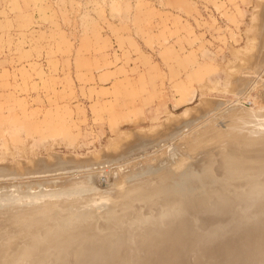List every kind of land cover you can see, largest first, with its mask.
<instances>
[{"label":"rangeland","instance_id":"1","mask_svg":"<svg viewBox=\"0 0 264 264\" xmlns=\"http://www.w3.org/2000/svg\"><path fill=\"white\" fill-rule=\"evenodd\" d=\"M255 6L256 0H0V163L51 152L86 156L121 130L155 129L197 107L187 118L194 126L182 123L175 133L154 137L111 170L59 167L34 170L37 177L5 171L0 191L18 194L30 185L39 193L87 179L109 194L161 168L193 175L206 156L225 147L264 149V85L258 81L264 64L237 91L229 74L250 45ZM201 97L228 102L211 107L213 114L194 106ZM237 103L259 109V116L244 110L223 117L228 107L239 110ZM199 112L210 124L199 122Z\"/></svg>","mask_w":264,"mask_h":264},{"label":"bare ground","instance_id":"2","mask_svg":"<svg viewBox=\"0 0 264 264\" xmlns=\"http://www.w3.org/2000/svg\"><path fill=\"white\" fill-rule=\"evenodd\" d=\"M254 16L255 18L252 22V27L248 32L250 45L245 51H243L242 54H238L240 57L238 59V63H236L234 66L232 64L230 67L231 71L229 74L232 85L231 88L234 91H237L240 87H243L244 84H246L248 75H250L252 72L256 73L259 68H261V71L264 68H262V65L264 64V0H256ZM258 79L257 80L260 81L262 85H264V79L263 77H261V75ZM260 83H258V85ZM256 84L257 83L254 82V86H256ZM204 98L205 97L202 98L201 103L197 102V104L199 103L200 105L194 104V106H204L209 108L211 111V107L213 108L214 105L219 106L218 108H220V106L223 107L222 105L228 102V99L224 101L223 99H217L215 97H211V99H208L207 97L206 99L208 100H203ZM237 104L239 106H236L240 107L239 110L235 107L232 108L226 106L230 108L226 109V111L231 110L232 108L231 112L229 111V113L225 114L226 111H224V115L222 113L218 114H221V116L223 115V117L225 118H227L225 115L229 114L230 117L231 115L234 116L236 113L237 114L235 116H243V114L240 113H243V111L245 110L244 115L247 114V111H251V113L249 112V114L254 113V116H259V109H256L255 107L248 108L242 106L239 103ZM192 107L193 106L187 108L182 114H176L175 116H172L171 118L167 119V122L165 120V125L161 123V126L156 127L155 129L150 127H143L121 130V134H119V137L112 139L110 144H108L104 148L96 151H91L89 155L87 154L86 156H80L76 153L60 154L57 152H51L48 156L45 157H37L35 155L34 157L33 155H31L32 157L28 159L26 157L27 160L15 159L14 161L16 162L12 161L13 163H7L8 161H4L5 163H0V174L1 172L3 174L5 171H9L11 174V170V175L14 174V170L18 171V175H20L19 172L24 170V172H26V170H30L31 172H33L34 170H42L41 172H43V170H45L48 173V171L57 170L59 167L80 166L88 168L91 171V174H93L92 171L98 169L100 170V167L110 168V165L118 166L123 162V160L121 162H118L119 159L127 157L130 152L137 150L139 147H143L145 145H148L149 143V145H151V141L152 139L154 140V137L159 136L161 138L165 136V133L167 134V132L168 134L169 132L173 131L175 133V131H177L179 127L181 128L182 123H187V126H189L190 124L189 127H191L193 125V122L195 121V118H192V120H194L193 122L190 121L191 118H187L191 113H193V111L197 109V107ZM218 108L216 109L218 110ZM203 112H201L202 115L204 114ZM206 112H208V115H210L209 110L205 109V113ZM201 114H196L194 117L198 115L197 117L201 119ZM213 114H215V112ZM249 114H247V116H249ZM208 118H206V121ZM199 119L197 118L196 122ZM212 119V121H215V119L217 120L218 118L216 117L215 119ZM202 120L204 121L203 118L201 119V121H199L201 122V124H203ZM211 120H209L208 122H210ZM208 124L210 123H206L203 125L207 126ZM163 126L164 129H162ZM195 127H192V132L196 130ZM200 127L201 125L199 126V128ZM191 131H189V133ZM195 132H198V128ZM184 162H186V160ZM164 163L166 165L165 161ZM160 164L162 165L163 163ZM167 164H169V162ZM178 164L179 163L177 162V165ZM156 165L157 164H155V166ZM161 165L159 168H161ZM165 165L163 167H165ZM145 169L148 170V168ZM155 169L158 168L155 167ZM53 172L55 173V171ZM82 172L86 173L87 171L82 170L80 174H82ZM129 173H127V175ZM137 173L141 174L139 171ZM137 173L135 174L139 175ZM146 173H148V171ZM2 174L0 175L1 179ZM36 174L37 173H35V175ZM41 174L43 175V173ZM71 174H74V170ZM46 176L45 178H47ZM58 176H60V174H58ZM124 176L126 177V175ZM92 177L94 178V176ZM92 177L89 176L90 179ZM7 181L5 182L9 183ZM19 181L18 183H20ZM119 181L118 185H121L119 184L121 183ZM77 182L63 185L60 188L54 190L51 188V191L39 193L38 191H34V187L36 186V188H39V185L37 187V185L34 184L32 190L34 191L33 193H31L29 190L30 185H28L29 187H27L28 192L19 191L20 193L18 194L20 195L16 196V201L12 203V205L9 206L8 209L15 207L17 208L9 213L10 216L6 222H2L3 224H0V236L8 234L16 236L17 239H21L24 236H28V238L25 242H17L13 244H3V242L0 241V264H110L111 261L109 259L112 257L122 255L124 258H131V250L133 245H135V238L139 235L147 234L151 235L152 239H155L157 241H163L165 239L171 238L175 246L179 247L178 251L175 249V252H177V257L181 256L180 253H192L194 256H196L197 254H202L204 252L208 254L210 252L209 249L213 248L217 244V241H219L220 237H222L224 233H228V235L226 236L230 240V244L226 243L224 246L228 248V252L233 251V249L241 251H244L243 249H248L251 252L262 251L264 253V178L247 180L240 183V185L243 186L242 189L239 190L241 193V204L230 211L229 221L227 222L226 226L221 228L219 231H190L187 229H183L181 227V224L177 222L179 220L174 221V219L177 217L176 215L166 213L158 205V203L154 201L148 203H146L145 201L144 204L139 205L132 204V201L137 199L143 200L148 195L156 192L157 187L155 185L148 186L143 181H131L133 183L129 182L127 184H131L129 186L121 185L118 194H116L115 196L122 197L123 199L120 203H125V206H120V203H118L117 206L120 207L117 209L115 205L116 200L113 194L114 192L116 193V190L111 188L112 190H114V192L110 194V192L112 191L110 189V192L108 194V190L106 192L104 189L97 187L96 184L91 183V180L90 182L87 179L82 182ZM6 183L3 184L7 188ZM10 183H13V181H10ZM45 187H47V189H50L48 188V186ZM2 191L3 190L0 191L1 194L3 192H14L13 189H10V191L9 189L5 190L6 192ZM17 191L18 190H16L15 192L17 193ZM2 199L4 200L5 198L3 197ZM106 201H110L108 203V209L113 219L108 225L109 230H99L100 225L97 223V216L99 217L101 212H96V208ZM5 208L4 210H2V213L6 212ZM175 222H177V224L173 227L172 223ZM164 253L167 252L164 251L160 254L162 258L146 261L145 264H173L174 261L173 259H169V256L168 258L163 257ZM169 253H172L171 250L169 251ZM187 256L190 255L187 254ZM119 262H121L122 264H135L132 260Z\"/></svg>","mask_w":264,"mask_h":264},{"label":"water","instance_id":"3","mask_svg":"<svg viewBox=\"0 0 264 264\" xmlns=\"http://www.w3.org/2000/svg\"><path fill=\"white\" fill-rule=\"evenodd\" d=\"M149 173L137 177L136 181H143L148 186L155 185L156 192L143 200H134L132 204L139 205L144 204L145 201L146 203L154 201L166 213L176 215L174 221L179 220L177 222L183 229L219 231L229 221L230 211L241 204L239 190L243 186L240 183L264 178V149L254 152L247 146L241 149L225 147L217 153L206 156L201 168L193 175L178 174L171 168ZM119 190L120 188L116 190L115 195ZM18 195L15 192L0 195V224L6 222L10 216L9 213L17 208L8 209L16 201ZM115 195L116 208L118 209L121 205L125 206V203H120L123 198ZM109 202L106 201L96 208V212H101L99 217L97 216L99 230H109L108 225L113 219L108 209ZM118 203L120 206H117ZM4 208L6 212L2 213ZM177 222L172 223L173 227ZM226 235L228 233H224L220 237L217 244L209 249L208 254L204 252L194 256L192 253H180V257H177V252H175V249L178 251L179 247L175 246L171 238L157 241L152 239L151 235H139L135 238L131 258L119 255L109 260L110 264H122L119 261L131 260L135 264H145L146 261L162 258L160 254L166 251L167 253H164L163 257L168 258L169 256V259H173V264H264L262 251L251 252L248 249H243L244 251L233 249L228 252V248L224 247L230 241ZM27 238L28 236H24L17 239L14 235L6 234L0 236V241L3 244H13L25 242ZM170 250L172 253H169Z\"/></svg>","mask_w":264,"mask_h":264}]
</instances>
